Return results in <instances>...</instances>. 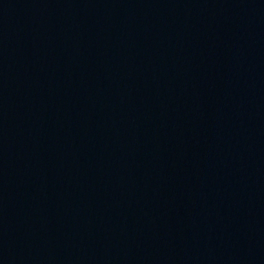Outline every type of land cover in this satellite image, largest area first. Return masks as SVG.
<instances>
[{
    "label": "water",
    "instance_id": "95a60500",
    "mask_svg": "<svg viewBox=\"0 0 264 264\" xmlns=\"http://www.w3.org/2000/svg\"><path fill=\"white\" fill-rule=\"evenodd\" d=\"M0 264H264V0H0Z\"/></svg>",
    "mask_w": 264,
    "mask_h": 264
}]
</instances>
